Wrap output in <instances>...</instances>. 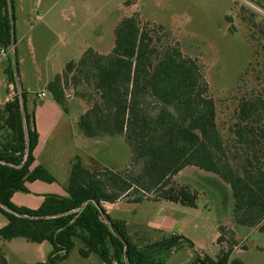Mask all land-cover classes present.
I'll list each match as a JSON object with an SVG mask.
<instances>
[{"label":"trees","instance_id":"1","mask_svg":"<svg viewBox=\"0 0 264 264\" xmlns=\"http://www.w3.org/2000/svg\"><path fill=\"white\" fill-rule=\"evenodd\" d=\"M13 17L12 1L0 0V48L15 43ZM113 32V46L107 54L87 48L78 60L80 66L89 65L82 80L92 86L93 94L77 125L88 138L122 136L131 151L129 164L120 171L88 169L75 156L65 195L45 194L36 208L15 205L12 195L28 192L27 182L56 181L43 165L31 167L38 140L34 113L27 109L26 91L15 90L0 109V131H7L0 142V213L7 219L0 227V238L48 241L52 248L46 260L31 264H56L66 259L76 239L82 244L78 252L83 258L95 254L106 264H162L155 254L173 249L181 241L189 246L192 243L172 234L138 245L127 235L125 222L111 218L102 203L149 199L195 206L197 194L173 180L187 166L213 173L227 183L234 221L264 234V167L258 165L255 155L241 172L230 164L199 59L184 55L163 25L143 22L137 13L123 17ZM9 64L4 71L14 84L15 73ZM73 67V61L67 62L62 74L45 85L60 106L66 100L62 76ZM78 72L81 75L83 70ZM252 106L248 101L242 104V119L251 116ZM225 229L217 226L218 244ZM228 233L227 249L221 247L215 258L196 253L192 264H244L231 258L236 240L232 229ZM4 262L0 257V263Z\"/></svg>","mask_w":264,"mask_h":264},{"label":"rangeland","instance_id":"2","mask_svg":"<svg viewBox=\"0 0 264 264\" xmlns=\"http://www.w3.org/2000/svg\"><path fill=\"white\" fill-rule=\"evenodd\" d=\"M11 1L14 37L18 39L21 35L27 36L28 46L21 42L16 44L15 56L11 54V50L9 51L7 55L8 58L10 56L9 66L17 74V58L19 59L24 52L28 60L26 62L28 69L27 76L25 78L22 76V82L24 87L27 85L31 87L34 85L36 73L29 65L30 46L35 48L38 57L42 51L52 47V55L58 52L59 59L72 57L77 60L74 62V67L62 76L61 85L66 97L61 106L64 114L69 118H77L83 109L88 108L90 105L88 98L93 94L92 86L82 80L89 65L78 64L81 54L77 51V43L85 40L87 45L89 43L94 46L96 33L100 32L103 36L101 46L107 48L114 40L115 19L127 13L128 5L125 4V0H42V6L38 7L33 0H23V8L20 10L17 5L18 0ZM47 2L54 3L50 12H45ZM65 7H73L74 20L78 24L86 18L90 20L92 16L94 20L101 21V26L96 30L80 27L66 29L60 18L61 9ZM263 7L264 0H138L140 12L137 14L141 15L140 19L143 22L163 25L172 40L178 42L184 55L197 57L201 62L209 86V95L215 103L216 124L224 153L230 164L240 172L247 165V160L254 155L259 158V164L254 163L264 167ZM66 13L70 15L69 12ZM36 14H43V19H37ZM72 16L73 13L70 17ZM46 22L55 27L59 32L58 36L46 33L44 27ZM65 33L68 34V38H72L69 47H65L62 43ZM13 48L15 50V45ZM13 56L16 57V64ZM8 63L0 55V73ZM23 67L24 64L19 63L20 72ZM79 69L83 70L81 75ZM14 77L15 93V90L20 91L23 88L16 75ZM6 93L5 83L0 86L2 98ZM38 98L40 97H32L34 105L39 101ZM46 98L48 99L49 96L47 95ZM245 101L252 103L253 106L251 116L242 119L240 109ZM3 104L0 105V109ZM6 132L5 129L0 131V142L4 141ZM85 145L94 148L99 154L101 163L109 164V166L92 164V169L106 167L120 171L130 162L131 151L122 136L104 137L95 146H89L87 143ZM113 162L117 164L111 165ZM173 180L177 185L187 186L190 191L200 194L196 199L195 207L178 205L186 215L187 225L184 235L194 245L192 247L181 241V244L164 251L162 255L155 254V258H161L165 261L164 264H191L195 256L193 249H199L201 252L198 254L201 256L206 254L215 258L221 247L228 248L231 239L228 232L231 230L229 225L233 222V200L229 185L217 175L196 167L185 169L179 175L177 173ZM144 204L150 213H162L159 212L160 205L151 201ZM163 213L166 211L164 210ZM1 220L6 221L0 213ZM219 224L226 229L222 241L218 244L216 233ZM164 236L165 233L151 230L143 233V237L149 241ZM233 237L236 244L231 246L232 259L238 258L244 264H264L263 233L254 228L241 242L236 235ZM80 246L81 242L76 239L75 247L70 251L67 261L62 260L59 264L83 260L78 254ZM50 249L51 244L48 241L39 245L21 237L10 240L0 238V254L6 258L4 264L45 261Z\"/></svg>","mask_w":264,"mask_h":264},{"label":"crops","instance_id":"3","mask_svg":"<svg viewBox=\"0 0 264 264\" xmlns=\"http://www.w3.org/2000/svg\"><path fill=\"white\" fill-rule=\"evenodd\" d=\"M22 2L23 0H18L17 5L20 10H22L23 8ZM33 2L38 7L42 6V0H33ZM53 4L54 3L47 2L46 5L47 8L45 12H50L51 8L53 7ZM125 4L128 5L127 13L115 19L116 21L114 28L116 24L123 17L130 16L133 13L140 12L138 10V0H125ZM66 12H69L70 15L67 14ZM71 13H73L74 16L70 17ZM139 16L141 18L140 14ZM43 17L44 15L42 14L39 20H42ZM74 17H75V13L73 7H69V8L65 7L61 9L60 18L66 29H76L80 27V28H90L96 30L101 26L100 25L101 21L94 20L92 16L90 20L86 18L80 24H78L74 20ZM44 27L46 33H48L49 35H55V36L59 35V32L56 31L55 27L51 26L49 23L47 22L44 23ZM63 35H64V39L62 40V43L65 47H69L71 45L72 38L71 37L68 38L67 37L68 34L66 33ZM95 41H96L95 42L96 45L92 46L89 45V43L87 45L85 40H81L80 42L77 43L76 46L77 51L80 52L81 56L87 48H91L94 52L98 54H107L113 46V43H111L107 48H103L101 46V43L103 41V36L100 32L96 33ZM19 42H21L23 45L28 46L27 36L21 35L20 38L18 39H16L15 37L14 54L17 51L16 44H18ZM52 51H53L52 47H49L47 50L42 51L38 57V55L35 53V48L30 46L29 65L36 73L34 85L31 87H29L28 85L24 87L22 82L23 80L22 76L24 78L27 76L26 70L28 69V64H26L28 60L24 56L25 53L23 52L21 57L19 59L17 58L18 72L16 74V77L20 82L19 83L20 86L27 93L26 106L29 112L33 110L35 128L38 133L37 144L33 150L34 162L32 163L31 167H34L37 164H41L44 167H46L56 178V181L52 183H47L40 180L27 182L26 187L28 189V192L17 191L12 195L11 201L15 205L24 206L27 208L38 207L42 202L43 196L45 194H57L61 196L66 194L64 190V185L67 183L69 179L71 160L75 156H79L82 165L88 169H92L91 168L93 166L92 164H94L95 166L98 164L104 165L99 161V154L96 153L94 148L92 149L90 147H87L85 144L87 143V145L89 146L92 145L95 146L96 144L100 143L101 139L108 136H102L98 138H88L83 136L78 128L77 120L78 117L86 109H83L82 113L77 118H69L64 114L63 108L52 99L49 92L45 88L46 83L49 80H51L55 75L62 74L67 62L77 61L74 60L72 57L71 58L65 57L64 59L61 60L59 59L58 52L52 55ZM6 52H7L6 55H2V54L0 55L3 58H5L8 63L9 60L7 55L9 53V50L6 49ZM54 57H56V59H54ZM19 63L24 64L22 72H20ZM5 68L6 67H4L2 69V73H0V86L5 85L6 83L7 93L4 96V98H2V96L0 95V105L5 103L7 100H9L14 93L13 83H11L7 79L6 73L4 71ZM41 91L45 92V95L41 98H38L39 101L34 105L32 97L37 96V93ZM47 95L49 96L48 99L46 98ZM87 162H90V164ZM112 164L116 165L117 163L113 162L111 163V165ZM104 166H109V164ZM190 167H194V166L184 167L182 170L178 172V175L179 173ZM230 195H231V191H230ZM198 196H200V194H197V197ZM150 201L152 203L160 205L161 211L159 212L162 213H158V214L156 212L150 213V210L144 204L145 202H150ZM102 205L105 209V212L111 218L120 219L125 222L127 235L134 243H137L138 245L160 240L158 239L154 241H149L145 237H143L144 231H150V230L157 233L158 232L165 233L164 237H168L169 235L172 234H180L184 236L186 239H188L187 236L184 235L185 234L184 230L187 225L186 215L184 210H182V208L179 207L180 205L181 206H188V205L181 204L178 202H172L168 200L153 201L149 199H145L141 202H129L126 199H118L115 202H103ZM195 206H196V201H195ZM164 210L166 211V213H163ZM232 221L233 222H231L229 226L234 231L236 238L239 239L240 242L243 241L244 238L248 236L252 230H254V228H256L254 227L252 229L250 227L239 225L234 221V219ZM6 223H7V219L6 221L1 220L0 227L4 226ZM217 236H218V232L216 233V238ZM189 241L191 242V240ZM44 242L46 241L40 242L39 245H43ZM191 243L193 247L194 243L193 242ZM80 247H78V250ZM193 251L195 252V254L201 252L199 249L197 250L193 249ZM0 257L4 258L5 260L4 263H6V258L2 254H0ZM68 258L69 255L63 261H67ZM59 262L62 263V261H58L56 264H59ZM164 262L165 261L162 260V264H164ZM27 264H31V263H27ZM70 264H106V263L101 261L99 258H96L95 254H90L88 257L83 258V260H79L78 262H74Z\"/></svg>","mask_w":264,"mask_h":264},{"label":"built area","instance_id":"4","mask_svg":"<svg viewBox=\"0 0 264 264\" xmlns=\"http://www.w3.org/2000/svg\"><path fill=\"white\" fill-rule=\"evenodd\" d=\"M37 19H40V17H41V14H36V16H35ZM7 50H11V47H9ZM6 49H4V48H0V54H2V55H6ZM45 95V92H43V91H41V92H39V93H37V96L38 97H43Z\"/></svg>","mask_w":264,"mask_h":264},{"label":"water","instance_id":"5","mask_svg":"<svg viewBox=\"0 0 264 264\" xmlns=\"http://www.w3.org/2000/svg\"><path fill=\"white\" fill-rule=\"evenodd\" d=\"M10 47H11V52H12L11 54L13 55V54H14L13 44H12ZM14 56H15V54H14ZM14 56H13V57H14ZM13 59H15V57H14ZM14 62H15V61H14ZM15 75H16V72H15Z\"/></svg>","mask_w":264,"mask_h":264}]
</instances>
